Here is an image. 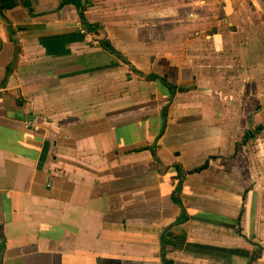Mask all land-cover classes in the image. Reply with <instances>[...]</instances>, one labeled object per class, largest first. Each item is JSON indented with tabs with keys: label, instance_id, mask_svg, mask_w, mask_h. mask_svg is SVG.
Returning a JSON list of instances; mask_svg holds the SVG:
<instances>
[{
	"label": "crops",
	"instance_id": "1",
	"mask_svg": "<svg viewBox=\"0 0 264 264\" xmlns=\"http://www.w3.org/2000/svg\"><path fill=\"white\" fill-rule=\"evenodd\" d=\"M1 5L2 264H264V0Z\"/></svg>",
	"mask_w": 264,
	"mask_h": 264
},
{
	"label": "rangeland",
	"instance_id": "2",
	"mask_svg": "<svg viewBox=\"0 0 264 264\" xmlns=\"http://www.w3.org/2000/svg\"><path fill=\"white\" fill-rule=\"evenodd\" d=\"M225 72H226V70H224ZM232 71H231V68H229V79H230V81H231V84L232 85H234V84H236L237 83V85H239V78L238 77H235V76H233L232 75V73H231ZM238 72V71H237ZM227 76V75H226ZM250 82L249 81H246L245 83H244V85H243V87H245V86H247L249 89H250ZM242 98L244 97V95L242 94V96H241ZM239 110V106H237V111ZM228 114V112H226V115ZM228 116V115H227ZM229 117V116H228ZM224 118H225V125H226V127H227V129H231V128H233V124H234V122H237V124L238 125H240V127H241V122L239 121V120H235V121H233L232 123H230V122H228L227 120H226V117H225V115H224ZM247 124H249V123H247ZM250 125H251V128H250ZM250 125H248V131L250 130L251 132V135H252V138H249V139H247V143H251L252 144V146H253V144L255 143V139H256V135L259 137L262 133H263V131H264V126H262V125H257V124H255V121H252V122H250Z\"/></svg>",
	"mask_w": 264,
	"mask_h": 264
},
{
	"label": "trees",
	"instance_id": "3",
	"mask_svg": "<svg viewBox=\"0 0 264 264\" xmlns=\"http://www.w3.org/2000/svg\"><path fill=\"white\" fill-rule=\"evenodd\" d=\"M2 1V5H1V10H6V8L8 9L9 7H11V9H14L15 7L21 5V4H28V0H1ZM81 19L87 21L84 17V14L81 12L80 13ZM92 25V24H89ZM92 28L98 30L102 28L98 25V23H96Z\"/></svg>",
	"mask_w": 264,
	"mask_h": 264
},
{
	"label": "water",
	"instance_id": "4",
	"mask_svg": "<svg viewBox=\"0 0 264 264\" xmlns=\"http://www.w3.org/2000/svg\"><path fill=\"white\" fill-rule=\"evenodd\" d=\"M0 50H1V42H0ZM158 162L161 165V168H165V166L160 160H158ZM4 248H5V238L3 233L0 231V264L3 263Z\"/></svg>",
	"mask_w": 264,
	"mask_h": 264
},
{
	"label": "built area",
	"instance_id": "5",
	"mask_svg": "<svg viewBox=\"0 0 264 264\" xmlns=\"http://www.w3.org/2000/svg\"><path fill=\"white\" fill-rule=\"evenodd\" d=\"M17 33V32H16Z\"/></svg>",
	"mask_w": 264,
	"mask_h": 264
}]
</instances>
